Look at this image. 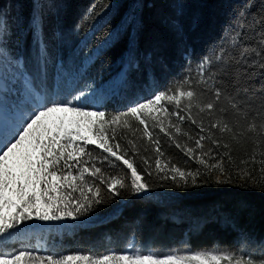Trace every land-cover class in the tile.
<instances>
[{
  "label": "trees",
  "instance_id": "16d2710c",
  "mask_svg": "<svg viewBox=\"0 0 264 264\" xmlns=\"http://www.w3.org/2000/svg\"><path fill=\"white\" fill-rule=\"evenodd\" d=\"M178 5L183 9L182 36H177L164 23ZM0 10L17 35L27 36L22 41L25 50L30 49L32 36L22 29H27L31 18L37 14L43 16L44 35L54 55H70L73 49L83 47L81 42L84 41L87 44L84 53L91 54L109 41L91 65L89 76L100 83L128 72L130 87L104 102L107 120L136 99L143 100L168 88L186 89L188 85L180 84L185 78L195 91L202 92L204 85L196 84L193 78L198 79L196 68L200 61L214 52L226 54L222 50H227L238 55L244 45H251L247 54L254 58L251 49H259L260 37L253 35L254 26L249 25L253 19L264 15V0H0ZM134 19L136 27H130ZM237 31L243 33L240 38L243 43L238 42ZM130 61L138 63V70L128 68ZM250 71L254 75L246 82L259 88L264 83V69ZM208 98L202 96V102ZM180 100L185 107L187 97ZM221 103L228 109L226 122L232 131L221 133L211 129V132L213 138H218L221 145L228 144L229 148L217 149L207 139L202 143L204 150L211 147L214 153L220 154L217 159L223 157L227 161L228 157L223 154L228 153L231 161L222 166L232 183L216 184V172L208 173L198 159H190L181 150L185 145L195 149V139L208 135L207 131L200 132V122L207 129L210 120L220 118L217 112L213 111L210 116L207 110L201 113L193 104L190 111L197 124L167 115L162 123L165 130L172 133L171 137L154 126L156 121L147 119L153 137L160 142L162 157H157L152 143L144 136V126L135 118H128L130 127L115 126L118 142L138 171L147 167L142 157L153 165L152 176L142 172L143 180L152 185L151 191L135 194L127 179L129 188L122 189L121 196L102 192L106 203L101 210L89 214V223L29 221L27 226H20L22 231L14 232L6 245H0V252H34L38 243L56 257L76 253L93 257L122 253L131 245L142 254L157 256L203 252H230L245 258L264 256V246L260 243L264 241V175L259 171V163L250 165L254 179L241 180L239 171L246 167L241 160L252 155L257 142L264 150V137L248 131V125L258 120H252L247 114L237 116L227 101ZM170 110L176 111L175 101ZM105 127L111 134L113 126L106 124ZM129 141L135 144V151ZM177 143L181 148L176 147ZM87 147L93 150V155L101 154L94 145ZM196 152L201 150L196 149ZM102 155L107 156V153ZM157 158L162 165L170 163L186 172L200 170L196 186L191 185L190 177L188 187L179 186L183 184L179 176L176 183L171 178L161 181L155 170ZM115 164L117 167L113 168L104 162L105 174L125 177L127 173L130 177V170L121 162L115 161ZM225 216H231L235 222H226ZM197 219L204 220V226L192 227Z\"/></svg>",
  "mask_w": 264,
  "mask_h": 264
},
{
  "label": "snow or ice",
  "instance_id": "6c2138e0",
  "mask_svg": "<svg viewBox=\"0 0 264 264\" xmlns=\"http://www.w3.org/2000/svg\"><path fill=\"white\" fill-rule=\"evenodd\" d=\"M182 16L183 9L178 5L164 20L177 36L183 34ZM136 23L134 19L130 27H136ZM253 26V35L260 37L259 49H251L254 58L247 54L251 45H244L238 55L222 50L226 54L214 52L200 61L196 68L198 79H193L196 84L204 85L202 92L195 91L189 79L185 78L180 84L188 85L186 89L168 88L143 100L136 99L106 120L104 102L130 87L128 72L118 73L109 81L100 83L89 76L91 65L109 41L91 54L84 53L83 49L87 47L84 41L81 42L83 47L73 49L70 55H54L44 35L43 16L37 14L31 18L27 29H22L23 33L32 36L31 47L25 50L22 41L27 36L17 35L0 10V245H6L14 232L22 231L20 226H27L29 221L89 223V214L101 210L106 203L102 192L121 196V190L129 188L127 179H130V190L135 194L151 191L152 185L143 180L142 172L152 176L153 165L142 157L147 167L138 171L127 158V151H121L115 126L123 124L130 127L128 118H135L144 126V136L152 143L157 157H162L160 142L153 137L145 118V114L156 111L157 106L161 112H168L180 121L188 119L192 124H197L190 111L193 104L201 113L207 110L210 116L213 111L220 114L219 119L210 120L207 129L200 122V132L207 131L208 135L195 139V149L185 145L181 150L190 159H198L208 173L216 172V184L232 183L222 166L230 162L231 157L225 152L223 155L228 157L227 161L223 157L217 159L220 154L214 153L211 147L204 150L202 142L207 139L217 149L229 148L228 144L221 145L218 138H213L211 132V129H218L221 133L232 131L226 122L228 109L222 105V100L227 101L235 115L247 114L252 120H258V123L248 125V131L258 132L264 137V83L256 88L246 82L254 75L250 69H264V15L253 19L249 27ZM236 34L238 42L243 43L240 39L243 33L237 31ZM130 43L135 44V41ZM128 68L138 70L139 65L130 61ZM202 96L209 98L202 102ZM180 97H187L185 107L181 106ZM165 99L169 103L175 101V112L162 103ZM152 119L156 121L154 126L171 137L172 133L165 130L162 121L156 116ZM106 124L113 126L111 134ZM176 131L179 133L180 128L177 127ZM129 144L135 151V144L132 141ZM88 145L100 149L101 154L93 155ZM176 147L181 148V145L177 143ZM261 147L257 142L252 155L241 160L246 165L239 170L241 180L254 179L250 165L256 163L264 175V150ZM196 149L201 152H196ZM115 161L130 170V177L127 173L125 177L105 174L104 162L115 168ZM155 170L161 181L171 178L176 183L179 176L183 181L179 186L182 187L189 186V177L191 185L196 186L197 177L201 174L200 170L186 172L170 163L162 165L159 158L155 159ZM224 219L228 223L235 222L231 216ZM204 223V220L197 219L191 226L199 228ZM260 243L264 246V241ZM25 260L38 264H264V256L254 258L249 255L245 258L230 252L164 256L124 252L97 257L83 253L56 257L29 250L11 254L0 252V264H22Z\"/></svg>",
  "mask_w": 264,
  "mask_h": 264
},
{
  "label": "rangeland",
  "instance_id": "374dc122",
  "mask_svg": "<svg viewBox=\"0 0 264 264\" xmlns=\"http://www.w3.org/2000/svg\"><path fill=\"white\" fill-rule=\"evenodd\" d=\"M174 101H172L171 103H169L168 101H167V99H165V101H163L162 103L163 104H165L166 105V107L170 110V105L173 103ZM171 111V110H170ZM167 115H169L168 114V112H161L160 110H159V106H157V110L156 111H154V112H152L151 114H145V118L146 119H152V117L153 116H156L160 121H163L164 120V118H166L167 117ZM153 120V119H152ZM155 121V120H154ZM36 250L34 251V252H38V253H46V254H48L47 253V251H46V248L42 245V244H36ZM124 252H131V253H133V254H137V253H139V254H142L141 252H139L138 251V249L135 247V245H131L126 251H124ZM124 252H122V253H124ZM113 253H115V252H113ZM116 254H120V253H116ZM153 255H155V254H153ZM22 264H38V262H33V261H29V260H25V261H23L22 262ZM222 264H225V262H222Z\"/></svg>",
  "mask_w": 264,
  "mask_h": 264
}]
</instances>
